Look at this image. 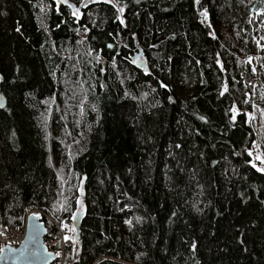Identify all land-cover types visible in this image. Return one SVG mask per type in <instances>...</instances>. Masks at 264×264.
<instances>
[{
	"label": "trees",
	"instance_id": "1",
	"mask_svg": "<svg viewBox=\"0 0 264 264\" xmlns=\"http://www.w3.org/2000/svg\"><path fill=\"white\" fill-rule=\"evenodd\" d=\"M255 1L0 0V223L80 200L64 264H264Z\"/></svg>",
	"mask_w": 264,
	"mask_h": 264
},
{
	"label": "water",
	"instance_id": "2",
	"mask_svg": "<svg viewBox=\"0 0 264 264\" xmlns=\"http://www.w3.org/2000/svg\"><path fill=\"white\" fill-rule=\"evenodd\" d=\"M58 5L59 0H53ZM74 6V4H70ZM80 5H78V8ZM256 8V1L250 6V10ZM202 24L208 25L205 20H201ZM139 56L136 60V66L140 67L143 72H147L146 59L144 57L143 49L137 46L134 53L129 55V61ZM0 104L4 105L3 95L0 93ZM81 212L78 210L73 215H77V220L71 219L72 227L76 230L73 234V240L78 238L79 216ZM24 234L23 238L17 246H4L3 251L0 252V264H48L52 259L51 251L46 249L43 243L44 224L41 215L36 211H28L24 216L23 221Z\"/></svg>",
	"mask_w": 264,
	"mask_h": 264
},
{
	"label": "built area",
	"instance_id": "3",
	"mask_svg": "<svg viewBox=\"0 0 264 264\" xmlns=\"http://www.w3.org/2000/svg\"><path fill=\"white\" fill-rule=\"evenodd\" d=\"M30 210L39 212L41 215L45 227L43 243L46 249L52 253V259L48 264H64L66 247L73 240V231H70L72 228L71 222L66 218H56L36 208L28 209L25 214ZM65 223L68 224V229L63 228ZM23 234V225L22 227H16L0 223V249L4 246H17L22 240ZM65 236L71 239L66 241Z\"/></svg>",
	"mask_w": 264,
	"mask_h": 264
},
{
	"label": "rangeland",
	"instance_id": "4",
	"mask_svg": "<svg viewBox=\"0 0 264 264\" xmlns=\"http://www.w3.org/2000/svg\"><path fill=\"white\" fill-rule=\"evenodd\" d=\"M90 1H97V0H90ZM204 12L205 9H202L200 11V15H202V13ZM255 13L262 14V20L259 26H257V33H258V35H256L257 40L258 39L264 40L262 39V37H264V0H256V8L253 11H251L252 15ZM202 17L205 18L204 15H202ZM80 33H83V30H81ZM260 62H261V57L260 55H258L257 61L253 65L254 71H253L252 83L254 89L252 90L249 96L250 109L247 111L248 118L251 119V121L253 120V122L257 126L256 136L254 139V146L250 149V152L252 153L251 161L252 163L256 164L257 168L264 167V165L261 164V161L256 159L257 155H260L261 158L264 159V90L262 89V86H264V76H261L260 73L261 68H263L261 64H259ZM260 88L262 90L261 92H259L258 98L256 99L255 94L258 93Z\"/></svg>",
	"mask_w": 264,
	"mask_h": 264
},
{
	"label": "snow or ice",
	"instance_id": "5",
	"mask_svg": "<svg viewBox=\"0 0 264 264\" xmlns=\"http://www.w3.org/2000/svg\"><path fill=\"white\" fill-rule=\"evenodd\" d=\"M108 2H111V0H108ZM120 11L123 12V8H121ZM78 12H79V9H77V10L73 13V15H77ZM202 15H204L205 17H207V11H205L204 13H202ZM121 22L123 23V21H121ZM262 39H264V37H262ZM257 43H259V41H257ZM108 47L111 48L112 45H108ZM262 47H264V46H262ZM251 59H252V58L249 57V61H251ZM132 62H133V63H136V60L134 59ZM253 71H254V69H253ZM227 90H228V89H227V85H225V86H224V91L226 92ZM223 94H224V93L221 92V95H223ZM2 106H3V105L0 104V107H2ZM233 111H235V110L233 109ZM253 118H254V117H253ZM249 155L251 156L252 153L249 152ZM256 159H257V160H260V161H261V164L264 165V159H262L260 155H257V156H256ZM252 166L255 168V167H256V164L253 163ZM257 170H258V171H261V172H264V167H260V168H258ZM81 193H82V189H81ZM77 203L81 205V208H80L79 211L82 213V211H83L82 201L77 200ZM71 219L75 221V220L78 219V216H77V215H72ZM127 223H131V221H127ZM63 228H64V229H68V224H66V223L63 224ZM75 230H76L75 226H73V227L70 229V231H73V232H75ZM64 239L67 241V240H69V239H71V238L68 237V236H65ZM2 251H3V249H0V252H2ZM57 255H59V253H57Z\"/></svg>",
	"mask_w": 264,
	"mask_h": 264
},
{
	"label": "flooded vegetation",
	"instance_id": "6",
	"mask_svg": "<svg viewBox=\"0 0 264 264\" xmlns=\"http://www.w3.org/2000/svg\"><path fill=\"white\" fill-rule=\"evenodd\" d=\"M85 1H90V0H85ZM60 2L66 3L67 0H59V3H60ZM59 3H58V5H59ZM69 8H70V11H71L72 14H73L77 9H79L77 5L71 6L70 4H69ZM78 15H80V10H79L78 14L75 15V16H78ZM133 53H134V52H133ZM138 57H139V56H136L134 59L137 60ZM134 59H133V60H134ZM133 60H132V61H133Z\"/></svg>",
	"mask_w": 264,
	"mask_h": 264
}]
</instances>
